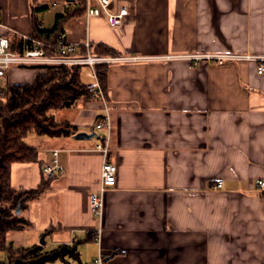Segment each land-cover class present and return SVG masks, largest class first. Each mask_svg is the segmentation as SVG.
Returning a JSON list of instances; mask_svg holds the SVG:
<instances>
[{
    "label": "crops",
    "instance_id": "obj_1",
    "mask_svg": "<svg viewBox=\"0 0 264 264\" xmlns=\"http://www.w3.org/2000/svg\"><path fill=\"white\" fill-rule=\"evenodd\" d=\"M75 1L0 0V35H30L35 9L44 6L36 15L50 29ZM121 3L128 14L115 27L86 13L65 21L68 41L83 55L90 52L84 46L89 42L97 55L150 60L102 65L111 130L96 128L107 111L94 96L52 114L91 138L26 139L38 149V162L13 165L12 186L35 189L51 182L22 211L32 226L13 232V245L30 247L45 237V249L52 250L81 241V262L51 264H95L100 257L103 264H264V193L256 186L264 180L261 63L179 58L264 57V0ZM100 45L115 53L98 54ZM38 73L13 67L3 81L32 84ZM105 139L118 172L99 218L90 195L100 188L105 156L96 147ZM53 150L60 151L65 171L47 177L43 166ZM218 182L221 189L214 188Z\"/></svg>",
    "mask_w": 264,
    "mask_h": 264
},
{
    "label": "trees",
    "instance_id": "obj_2",
    "mask_svg": "<svg viewBox=\"0 0 264 264\" xmlns=\"http://www.w3.org/2000/svg\"><path fill=\"white\" fill-rule=\"evenodd\" d=\"M48 6L35 9L33 38L44 42L47 52L49 45L55 44L61 33H65L64 23L70 18L86 13V0L75 1L73 9L56 15L55 24L50 29H41L37 13ZM13 49L23 51L22 40L13 36ZM98 54L115 53L111 48L100 45ZM85 67L61 65L48 67L38 73L32 84H6L0 86V251L7 253V261L0 264H51L58 261L81 262L78 246L81 241L61 244L52 250L45 245L15 247L9 242L11 232L24 231L32 224L21 215L30 202L40 198L49 188L51 180L42 181L35 189H15L12 186V167L15 164L38 162V149L30 146L26 139L34 134L39 137H68L77 130L67 122L57 121L50 113L70 107L84 99L91 100L94 94L82 80ZM101 86L106 85V67H97ZM3 94V95H1ZM21 206V212L16 211ZM49 229L46 234L51 232ZM92 239L93 235L89 236ZM87 240V239H86Z\"/></svg>",
    "mask_w": 264,
    "mask_h": 264
},
{
    "label": "built area",
    "instance_id": "obj_3",
    "mask_svg": "<svg viewBox=\"0 0 264 264\" xmlns=\"http://www.w3.org/2000/svg\"><path fill=\"white\" fill-rule=\"evenodd\" d=\"M117 1V2H116ZM116 2V4H114ZM55 5V4H54ZM116 5V8H114ZM128 14V8L121 3V0H87L86 17H105L109 25L118 26ZM41 29H44L40 25ZM24 47L23 51L13 49L12 36L0 35V78L7 80L8 72L13 67L23 69H36L44 71L48 67H56L61 65L86 66L89 68L88 75L91 82L88 85L89 90L94 96L100 98L105 106L107 114L99 119L96 124L97 129L111 130V120L108 114V106L104 97V93L99 80L97 67L99 65H108L116 63H135L150 60V57L137 55H97L91 52L92 45L89 42L84 44L87 51L85 55L78 53V45L70 43L66 33H61L55 44L48 47L52 53L47 52V46L44 42L33 38L31 35H19ZM190 62L198 64L201 61H207L218 65L225 64L228 61H259L261 65L258 72L264 74V57H256L251 55H237L232 53L221 54H193L179 57ZM6 85V84H5ZM3 95V94H1ZM105 139L97 145L96 149L104 153L105 160L101 169L100 188L91 193L90 207L94 215L101 218L103 214L105 195L109 189L116 186L117 182V166L108 159V145ZM59 150L52 151V159L43 166V173L47 177L60 175L65 171L64 166L59 161ZM222 182L215 185V189H221ZM257 188L264 193V180L256 182ZM95 264H103L100 257Z\"/></svg>",
    "mask_w": 264,
    "mask_h": 264
},
{
    "label": "rangeland",
    "instance_id": "obj_4",
    "mask_svg": "<svg viewBox=\"0 0 264 264\" xmlns=\"http://www.w3.org/2000/svg\"><path fill=\"white\" fill-rule=\"evenodd\" d=\"M56 10H58V9H56ZM43 72H45V70L44 71H41V73H43ZM82 80L85 82V83H89L91 80H90V78L87 76V70L86 69H84L83 70V73H82ZM4 81H3V79H1L0 78V86H4L6 83H4ZM54 113V111H52L51 113H50V115H52ZM54 117V116H53ZM36 135H34V134H32V135H30L29 136V139L27 140V142L29 143V144H32V142H34V141H36V140H34V139H36ZM13 232H11V233H9V242H11V243H13V240H14V234H12ZM41 241V240H40ZM41 244V243H40ZM17 246V245H16ZM4 261H7V253L6 252H2V251H0V262H4Z\"/></svg>",
    "mask_w": 264,
    "mask_h": 264
},
{
    "label": "water",
    "instance_id": "obj_5",
    "mask_svg": "<svg viewBox=\"0 0 264 264\" xmlns=\"http://www.w3.org/2000/svg\"><path fill=\"white\" fill-rule=\"evenodd\" d=\"M92 136H93L92 134H87V133H84V132H80V133H77L75 135V138H77V139H85V138H91ZM16 212L18 214H20V212H21V206L17 209ZM44 238L45 237H42V239L40 241L41 245H44L45 244V239Z\"/></svg>",
    "mask_w": 264,
    "mask_h": 264
}]
</instances>
